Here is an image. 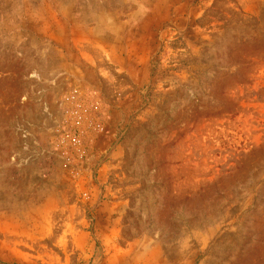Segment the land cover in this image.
Masks as SVG:
<instances>
[{"label": "rangeland", "instance_id": "rangeland-1", "mask_svg": "<svg viewBox=\"0 0 264 264\" xmlns=\"http://www.w3.org/2000/svg\"><path fill=\"white\" fill-rule=\"evenodd\" d=\"M0 264H264V0H0Z\"/></svg>", "mask_w": 264, "mask_h": 264}, {"label": "built area", "instance_id": "built-area-1", "mask_svg": "<svg viewBox=\"0 0 264 264\" xmlns=\"http://www.w3.org/2000/svg\"><path fill=\"white\" fill-rule=\"evenodd\" d=\"M81 99V91L80 90H74L72 93L67 95L66 101L69 102L72 105L71 110L69 111L70 114H72L75 120H80V123L85 121V118L88 115L89 109L80 102ZM70 137V136H68ZM66 141V139H64ZM70 141V139H69ZM71 141L73 143L78 144L80 142L78 138H73Z\"/></svg>", "mask_w": 264, "mask_h": 264}]
</instances>
